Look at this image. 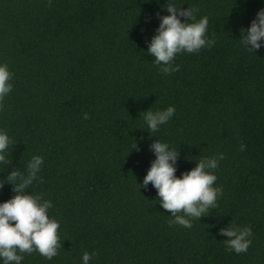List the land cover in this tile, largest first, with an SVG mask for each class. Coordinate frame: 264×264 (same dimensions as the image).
I'll use <instances>...</instances> for the list:
<instances>
[{
  "label": "trees",
  "instance_id": "16d2710c",
  "mask_svg": "<svg viewBox=\"0 0 264 264\" xmlns=\"http://www.w3.org/2000/svg\"><path fill=\"white\" fill-rule=\"evenodd\" d=\"M168 2L0 0V62L13 85L0 100L12 138L0 201L14 194L8 172L41 155L30 190L60 223L57 255L24 253L21 264H81L93 249L89 264H264V48L239 38L264 0H175L208 17L214 43L176 54L179 70L164 74L146 49ZM170 104L169 121L148 130L142 112ZM154 139L177 150V176L224 153L216 206L190 227L169 225L151 182L139 186ZM229 222L251 227L246 252L226 250Z\"/></svg>",
  "mask_w": 264,
  "mask_h": 264
},
{
  "label": "clouds",
  "instance_id": "9594fccd",
  "mask_svg": "<svg viewBox=\"0 0 264 264\" xmlns=\"http://www.w3.org/2000/svg\"><path fill=\"white\" fill-rule=\"evenodd\" d=\"M180 5L175 0H169L164 7L167 14L159 17V23L147 44L146 50L153 57V63L160 65V71L164 74L179 70L180 65L173 63L176 54L195 52L214 43V38L209 39L205 35L208 17L205 15L196 19L194 7L181 8ZM240 32L239 38L246 50L253 52L264 48V7L256 11L247 27H240ZM11 75L8 65L0 62V100L12 89ZM175 110L171 104L155 111L146 109L142 112L146 128L157 131L169 121ZM84 118H87V113ZM11 144L12 138L0 128V162H8ZM148 147L154 158L139 186L147 188L151 182L159 204L170 213L167 220L169 225L190 227L193 219L206 215L210 208L216 206L222 188L214 186L217 179L214 170L224 153L194 160V167L177 176L174 174L177 150L168 142L156 139ZM243 149L244 144L241 143L240 150ZM42 162L41 155H32L22 170L13 168L7 174L6 181L12 185L14 194L0 201V264H21L24 253L33 251L51 259L61 247L57 231L59 220L49 215L52 201L30 190L34 181L39 179ZM219 232L226 237L224 244L227 251L246 252L252 242L249 225L229 222ZM96 255L95 249L91 253L84 251L80 257L81 264H89Z\"/></svg>",
  "mask_w": 264,
  "mask_h": 264
}]
</instances>
